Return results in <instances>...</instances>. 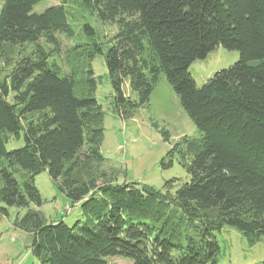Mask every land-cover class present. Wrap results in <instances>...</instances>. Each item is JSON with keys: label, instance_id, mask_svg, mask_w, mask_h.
Listing matches in <instances>:
<instances>
[{"label": "trees", "instance_id": "obj_1", "mask_svg": "<svg viewBox=\"0 0 264 264\" xmlns=\"http://www.w3.org/2000/svg\"><path fill=\"white\" fill-rule=\"evenodd\" d=\"M39 1L2 0L0 7V59L19 48L0 80V217L11 206L26 209L15 224L31 233L39 264H106L113 255L131 264H220L215 234L223 227L251 244L264 238V0L77 1L116 27L103 43L82 26L84 56L104 57L113 111L128 118L164 74L199 131L185 140L189 180L172 195L85 166L102 159L94 79L88 67L79 93L75 75L50 60L57 34L70 39L74 30L68 0L33 12ZM217 46L239 58L197 86L188 68ZM125 79L136 101L123 92ZM21 136L22 146L6 149ZM82 167L83 178L75 174ZM42 171L79 205L74 224L46 222L29 207L42 203L34 180Z\"/></svg>", "mask_w": 264, "mask_h": 264}, {"label": "rangeland", "instance_id": "obj_2", "mask_svg": "<svg viewBox=\"0 0 264 264\" xmlns=\"http://www.w3.org/2000/svg\"><path fill=\"white\" fill-rule=\"evenodd\" d=\"M60 1L62 0H41L34 5L32 11L42 12L47 7L60 4ZM77 1L68 0L66 3L68 20L74 30L73 37L69 39L63 33L57 34L60 45L57 53L50 56V60L56 62L63 73L75 75L79 93H85V72L88 67L91 69L90 75L95 83L94 97L103 112L104 136L100 145L102 159L88 160L85 166L105 171L114 182L136 183L139 188L141 185H148L172 195L189 180L185 168V163L189 160L185 140L199 137V131L181 107L164 74L160 75L148 101L137 105L128 118L122 119L113 111V90L104 57L97 55L88 60L84 56L83 46L89 40L82 26L89 24L95 31V38L98 37L103 43L114 34L116 27L111 23H102L95 15L83 12L78 8ZM1 4L2 0L0 7ZM44 46L49 52L52 49ZM18 49H9V58L0 59V80L8 73ZM238 58V51L217 46L205 58L193 61L188 71L197 86H201L216 71L229 67ZM122 89L130 99L137 100V94L130 89L128 79L124 80ZM163 131L167 132V136ZM23 144L21 136L18 140L8 141L5 147L10 150ZM87 147L84 146L83 152ZM87 167H82L75 174L85 177ZM34 180L42 203L39 206L30 203L29 207L38 210L46 222L63 220L69 225L74 224L80 215L79 205L71 204L57 190L46 171L37 174ZM25 211L24 208L11 206L8 207V214L0 217V264H39L31 252V233L15 224L16 219ZM215 236L220 247V264H264L263 237L251 244L232 227H223ZM105 260L106 264H131L129 258L120 255L108 256Z\"/></svg>", "mask_w": 264, "mask_h": 264}]
</instances>
